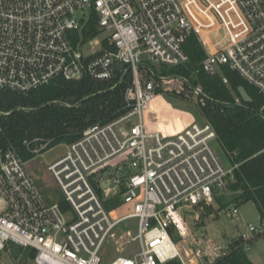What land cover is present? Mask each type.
Returning <instances> with one entry per match:
<instances>
[{
	"label": "built area",
	"instance_id": "2783aa9c",
	"mask_svg": "<svg viewBox=\"0 0 264 264\" xmlns=\"http://www.w3.org/2000/svg\"><path fill=\"white\" fill-rule=\"evenodd\" d=\"M93 15L98 33L85 38ZM219 29L224 37L211 42ZM190 34L202 44L204 72L226 67L264 97V0H0V90L26 93L56 77H132L127 111L88 126L46 166L56 200L44 195L28 165L46 143L30 160L0 151V264L10 255L7 243L34 249L29 264H105L110 241L117 255L107 264H215L228 254V245L204 233L209 223L198 208L214 205L238 163L221 157L213 127L194 115L178 130H150L146 122L154 98L201 93L185 77L152 68L185 65ZM121 184L120 203L107 208ZM238 213L232 206L229 215ZM260 237L264 225L247 223L237 247L248 251ZM130 242L135 252L122 245Z\"/></svg>",
	"mask_w": 264,
	"mask_h": 264
},
{
	"label": "trees",
	"instance_id": "16d2710c",
	"mask_svg": "<svg viewBox=\"0 0 264 264\" xmlns=\"http://www.w3.org/2000/svg\"><path fill=\"white\" fill-rule=\"evenodd\" d=\"M95 23L96 17L93 15L88 23L89 28L82 32L85 38L97 35ZM184 48L189 57L185 65H152V68L160 75L183 76L190 81L191 87L200 88L201 93L195 97L185 94L179 97L188 101L187 107L200 119L211 124L216 134V149L221 157L225 161L238 163L232 175L227 177L224 187L215 194L216 209L213 205H203L199 217L215 212L217 218L218 213L229 205L238 206L250 201L258 211L260 224L264 225V117L260 114H264V97L226 67L221 73L204 72L200 64L204 50L196 35L190 34L186 38ZM223 76L227 77L228 85L223 83ZM120 77L106 80H95L88 76L80 79L56 77L48 84L26 93L0 90V151L10 149L23 160H30L37 154L34 150L44 143L46 146L40 149V153L58 143L69 144L88 126L106 123L125 113L124 95L132 77L129 73L122 79ZM239 86H243L249 94V103H235ZM93 185L102 196L99 185L96 182ZM122 192L121 184L120 192L105 201L106 207L118 205ZM3 206L0 198V210ZM238 243V237L230 239L228 254L215 264H254L247 251L237 247ZM7 247L17 264H29L35 254L34 249L12 243H7ZM164 264L181 263L172 259Z\"/></svg>",
	"mask_w": 264,
	"mask_h": 264
},
{
	"label": "rangeland",
	"instance_id": "374dc122",
	"mask_svg": "<svg viewBox=\"0 0 264 264\" xmlns=\"http://www.w3.org/2000/svg\"><path fill=\"white\" fill-rule=\"evenodd\" d=\"M223 37L224 32L222 29H219L218 32H213L211 34V42L220 40ZM153 65L159 67V64ZM187 106L188 101L179 96L176 97L168 94L162 96V98H158L150 105L146 112V122L148 128L150 130L159 128L166 130L167 127H173L174 130H178L187 124L190 118L189 115L196 116L197 118L195 120L199 123H203L204 121ZM212 143L216 147V140ZM66 149L67 144L58 143L38 154V156L28 162L30 169H32L35 173L34 176L39 180L44 195L53 200H56L59 196V191L56 189L54 184H52L51 178L47 171H45V168L48 164L61 157L66 152ZM109 171L110 169H107V172ZM104 177L109 179L110 186L115 185L112 180L113 178H110L112 176H108L107 173H105ZM232 206L233 205H229L228 207L222 209L218 213L217 218H215V212L208 213L202 218L199 217V219L203 221V225L209 223L208 227L205 229L206 231L204 232L207 237L220 242L222 245H227L230 239L236 238L242 231H246L247 223L255 225L260 224L258 211L252 202L248 201L236 206L239 213L237 216L233 217L229 215ZM216 207L217 206L214 204V210ZM201 211L202 210L200 209L199 214ZM109 245H105L102 250L104 252L103 257L105 264L109 263L117 255L112 241H110ZM122 245H125L124 247H126V250H132L133 252H135L138 248L136 242H130L128 244L124 243ZM247 254L254 264H264V238H258L254 244L249 247ZM3 262L4 264H17V260L7 254L3 255Z\"/></svg>",
	"mask_w": 264,
	"mask_h": 264
},
{
	"label": "water",
	"instance_id": "95a60500",
	"mask_svg": "<svg viewBox=\"0 0 264 264\" xmlns=\"http://www.w3.org/2000/svg\"><path fill=\"white\" fill-rule=\"evenodd\" d=\"M125 66V63L124 62H121L117 65L116 68H121V67H124ZM238 93H239V96L241 97L242 101L245 102V103H249L251 101V98L249 96V94L247 93L246 89L243 87V86H239L238 87ZM245 109H248L247 107L243 106ZM263 117H264V114L263 113H260ZM120 132L123 134V136H127V130L124 126L120 127ZM102 185L103 187H105V182H102Z\"/></svg>",
	"mask_w": 264,
	"mask_h": 264
},
{
	"label": "bare ground",
	"instance_id": "6f19581e",
	"mask_svg": "<svg viewBox=\"0 0 264 264\" xmlns=\"http://www.w3.org/2000/svg\"><path fill=\"white\" fill-rule=\"evenodd\" d=\"M158 98H160V97H158ZM158 98H154L153 100H151V101L148 103V108H149L150 105H151L155 100H157Z\"/></svg>",
	"mask_w": 264,
	"mask_h": 264
}]
</instances>
